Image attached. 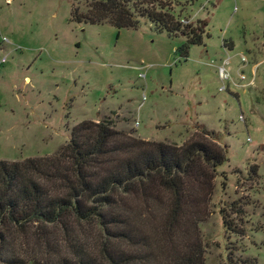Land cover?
Wrapping results in <instances>:
<instances>
[{
    "label": "rangeland",
    "instance_id": "1",
    "mask_svg": "<svg viewBox=\"0 0 264 264\" xmlns=\"http://www.w3.org/2000/svg\"><path fill=\"white\" fill-rule=\"evenodd\" d=\"M164 1L184 24L208 21L202 45L145 20L137 30L74 22L89 0H0V161L52 156L84 121L178 147L213 142L204 126L228 161L212 190L185 180L174 243L204 264H264V0ZM171 198L151 183L128 204L147 264L172 257L162 233Z\"/></svg>",
    "mask_w": 264,
    "mask_h": 264
},
{
    "label": "trees",
    "instance_id": "2",
    "mask_svg": "<svg viewBox=\"0 0 264 264\" xmlns=\"http://www.w3.org/2000/svg\"><path fill=\"white\" fill-rule=\"evenodd\" d=\"M72 20L117 30H137L145 20L189 46L202 45L208 27L207 20L197 26L176 20L164 0H89L85 13L72 11ZM198 128L213 142L178 147L134 139L110 120L84 121L52 156L0 161V264H147L148 237L134 225L128 204L137 193L144 198L151 183L172 197L162 232L171 243L169 264H204L196 247L180 249L173 235L191 197L185 180L200 178L212 190L228 161L215 133ZM224 224L231 230L225 216Z\"/></svg>",
    "mask_w": 264,
    "mask_h": 264
},
{
    "label": "built area",
    "instance_id": "3",
    "mask_svg": "<svg viewBox=\"0 0 264 264\" xmlns=\"http://www.w3.org/2000/svg\"><path fill=\"white\" fill-rule=\"evenodd\" d=\"M220 77L222 78V80H227L228 79V75H227V73L225 72L224 69L220 70Z\"/></svg>",
    "mask_w": 264,
    "mask_h": 264
}]
</instances>
